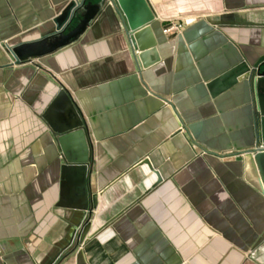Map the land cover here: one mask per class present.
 Masks as SVG:
<instances>
[{
  "label": "crops",
  "instance_id": "crops-1",
  "mask_svg": "<svg viewBox=\"0 0 264 264\" xmlns=\"http://www.w3.org/2000/svg\"><path fill=\"white\" fill-rule=\"evenodd\" d=\"M71 1L0 0V264H50L79 215L58 206L62 154L43 118L61 90L96 203L55 264H264V195L247 165L261 148L255 94L247 80L208 89L264 63V0H148L159 60L147 68L111 0L69 46L11 55L53 34Z\"/></svg>",
  "mask_w": 264,
  "mask_h": 264
},
{
  "label": "water",
  "instance_id": "water-1",
  "mask_svg": "<svg viewBox=\"0 0 264 264\" xmlns=\"http://www.w3.org/2000/svg\"><path fill=\"white\" fill-rule=\"evenodd\" d=\"M107 0L71 1L57 16L54 33L32 44H23L10 49L11 55L19 62H27L50 55L77 41L100 14ZM119 10L126 33L131 41L136 59L142 68L155 64L159 58L156 39L151 24L156 15L148 0H111ZM247 80L255 94L258 115V129L261 148L250 153L247 165L251 177L264 195V63L256 69H249L242 63L208 85L212 96H217L239 81ZM58 109V110H57ZM60 111V120L56 116ZM56 112V113H55ZM73 115L71 120L69 117ZM43 118L50 125L61 150V195L58 206L79 212L73 227L64 240V245L52 254L50 264L68 250L81 243L89 230L88 211L94 207L96 197L87 188L89 176L90 148L82 122L77 118L73 103L65 90H61ZM147 165V163H144Z\"/></svg>",
  "mask_w": 264,
  "mask_h": 264
},
{
  "label": "built area",
  "instance_id": "built-area-1",
  "mask_svg": "<svg viewBox=\"0 0 264 264\" xmlns=\"http://www.w3.org/2000/svg\"><path fill=\"white\" fill-rule=\"evenodd\" d=\"M193 22H194V20H192V19L181 20L179 22L171 24L163 32H164L165 35L176 34V33H179L180 31H182L184 27L190 25Z\"/></svg>",
  "mask_w": 264,
  "mask_h": 264
}]
</instances>
